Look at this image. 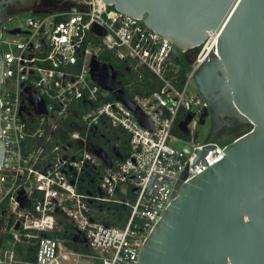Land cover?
Masks as SVG:
<instances>
[{
	"label": "built area",
	"instance_id": "obj_1",
	"mask_svg": "<svg viewBox=\"0 0 264 264\" xmlns=\"http://www.w3.org/2000/svg\"><path fill=\"white\" fill-rule=\"evenodd\" d=\"M61 1L73 6L29 14L25 31L12 27L20 32L0 36V211L12 220L1 230L0 264L18 263V247L35 248L34 261L21 264H67L70 257L73 264H137L142 242L172 201L175 185L225 156L230 140H198L208 106L199 94H187L195 73L217 56L219 33L207 32L178 87L182 63L170 41L99 0ZM110 59L154 78L152 91H130L127 97L152 130L92 79L93 61L111 67ZM188 115L184 133L178 124ZM103 123L128 137L123 158L110 159L109 166L92 143ZM92 206H119L129 214L123 226H106L94 220ZM66 225L86 242V252H64L58 238L41 234H57Z\"/></svg>",
	"mask_w": 264,
	"mask_h": 264
},
{
	"label": "water",
	"instance_id": "obj_2",
	"mask_svg": "<svg viewBox=\"0 0 264 264\" xmlns=\"http://www.w3.org/2000/svg\"><path fill=\"white\" fill-rule=\"evenodd\" d=\"M102 1L170 41L188 65L207 32L219 33L217 56L199 68L193 81L208 106L207 139L230 140L225 156L175 185L172 201L142 242L137 264H264V0ZM38 6L35 0H0V36L20 32L3 30L10 18L73 5L57 0L51 10ZM1 67L0 48V87ZM90 67L92 79L131 110L140 126L152 130L148 117L118 87L116 72L97 61ZM189 119L178 124L180 131L186 132ZM238 125L248 129L238 136L217 134L222 126ZM95 154L110 165L106 153L96 149ZM2 156L0 141V164Z\"/></svg>",
	"mask_w": 264,
	"mask_h": 264
},
{
	"label": "trees",
	"instance_id": "obj_3",
	"mask_svg": "<svg viewBox=\"0 0 264 264\" xmlns=\"http://www.w3.org/2000/svg\"><path fill=\"white\" fill-rule=\"evenodd\" d=\"M107 56L103 55L102 59L103 60H108L106 58ZM111 68L116 72V81L120 85L122 91L124 94L130 98V91L131 94H136L140 92H146L149 93L156 87V83L154 78H152L147 72L143 71L142 69H138L137 71H132L131 69L129 71H126L125 69V64L122 63L121 66V72L125 73L127 72L130 75L129 81L123 84L121 80H119V72L118 69L115 67L114 64L109 63ZM187 67L185 65L182 66L180 72H179V83L178 87L183 83L184 81V73L186 72ZM128 85V86H127ZM128 90V92L126 91ZM127 135L123 131L119 130L118 128H114L109 126L106 123L103 124H98L97 131L94 134V137H92V143L96 147L97 150L103 151L106 153V155L110 159H122L126 149H127ZM93 171L89 170V180H92L93 177ZM119 207V206H118ZM111 209L109 210H114V213H117L118 211H123L122 209L119 208ZM125 215L122 217L121 222L117 225L110 224L108 222L104 223L106 226H123L125 223V220L128 217L129 211L126 210L124 211ZM6 214H3V211H0V231L4 226H11L12 220L9 218L7 224L4 221ZM70 228V225H66L65 231H60L57 234H51V233H41L42 235L46 237H55L58 238L63 242V244L66 247H71L73 244L72 239L76 237L75 233L72 232L71 230H68ZM67 229V230H66ZM4 237L0 235V248L2 246ZM20 257L23 259L25 262H33L34 261V252L35 248H28V249H22L21 247L17 248ZM83 252H86L84 247H81L80 249Z\"/></svg>",
	"mask_w": 264,
	"mask_h": 264
},
{
	"label": "rangeland",
	"instance_id": "obj_4",
	"mask_svg": "<svg viewBox=\"0 0 264 264\" xmlns=\"http://www.w3.org/2000/svg\"><path fill=\"white\" fill-rule=\"evenodd\" d=\"M28 15L29 14L14 18L9 23L8 29H10L12 27H21L22 31H25L24 21H25L26 16H28ZM173 53L181 61L182 66L185 65L186 67H188V64L186 63L182 53L178 52L175 49L173 50ZM106 58H108V56ZM109 63L114 64L115 67L118 69L119 80H121L123 82V84L126 83V81L127 82L129 81L130 75L127 72H125V73L121 72L122 71L121 70L122 63L120 61H118L116 59H110ZM126 91L128 92L127 89H126ZM102 93L106 96H109V93L106 91H103ZM187 94L188 95L198 94L193 79L189 83V86L187 89ZM209 124H210V122H209V117H208V119L205 120L204 124L199 127V129L197 131L199 141H204L206 139L208 132H209V127H210ZM247 129H248V126L245 125L243 127V132L246 131ZM178 146H180V145L178 144ZM118 208L121 209V207H118ZM91 215L93 216V218L96 222H99L101 224L108 222V223L113 224V225H116V224L118 225L121 222L122 217L125 215V213L123 211H118L117 213H114V210L111 211V210H106V209H99L98 207L92 206L91 207ZM9 217H10V214L7 211L5 219L9 218ZM0 235L3 236L2 231H0ZM60 242H61L62 250L64 252H67L68 250L80 251V249H81V247H79L75 243L71 244L72 246L69 248V247H66L61 240H60ZM67 264H73V258L72 257H70L67 260ZM78 264H100V261H98L97 259H94L91 261L87 260V262H86V260H84V259H79Z\"/></svg>",
	"mask_w": 264,
	"mask_h": 264
},
{
	"label": "flooded vegetation",
	"instance_id": "obj_5",
	"mask_svg": "<svg viewBox=\"0 0 264 264\" xmlns=\"http://www.w3.org/2000/svg\"><path fill=\"white\" fill-rule=\"evenodd\" d=\"M15 3H18V0H12ZM37 4H40V6H38L36 9L39 11H44V10H51L53 9V2L57 1V0H35ZM61 1V0H59ZM9 6V5H8ZM64 5H59V7H63ZM26 14H30V13H26ZM25 14V15H26ZM14 18H10L7 21V25L3 28V30L8 29V25L9 23L13 20ZM117 75L115 76L116 79ZM209 122H210V118H209ZM243 125H238V126H233V127H227V126H222L219 128L218 130V136H238L243 132ZM82 238L80 237H76L74 239H72V243H75L76 245H78L79 247H83L84 244L82 243Z\"/></svg>",
	"mask_w": 264,
	"mask_h": 264
},
{
	"label": "crops",
	"instance_id": "obj_6",
	"mask_svg": "<svg viewBox=\"0 0 264 264\" xmlns=\"http://www.w3.org/2000/svg\"><path fill=\"white\" fill-rule=\"evenodd\" d=\"M19 253V252H18ZM17 259H18V263H16V264H21V261H23V259L20 257V255L18 254V257H17Z\"/></svg>",
	"mask_w": 264,
	"mask_h": 264
},
{
	"label": "bare ground",
	"instance_id": "obj_7",
	"mask_svg": "<svg viewBox=\"0 0 264 264\" xmlns=\"http://www.w3.org/2000/svg\"><path fill=\"white\" fill-rule=\"evenodd\" d=\"M101 3H104L102 0H99Z\"/></svg>",
	"mask_w": 264,
	"mask_h": 264
}]
</instances>
